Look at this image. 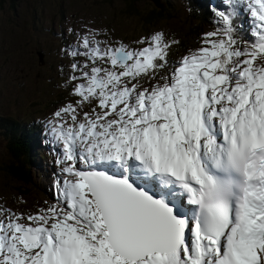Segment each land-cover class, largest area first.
Listing matches in <instances>:
<instances>
[{"label":"snow or ice","instance_id":"obj_1","mask_svg":"<svg viewBox=\"0 0 264 264\" xmlns=\"http://www.w3.org/2000/svg\"><path fill=\"white\" fill-rule=\"evenodd\" d=\"M224 3L176 62L159 31L140 49L89 31L62 50L77 99L45 126L57 200L0 205V264H264V0Z\"/></svg>","mask_w":264,"mask_h":264},{"label":"rangeland","instance_id":"obj_2","mask_svg":"<svg viewBox=\"0 0 264 264\" xmlns=\"http://www.w3.org/2000/svg\"><path fill=\"white\" fill-rule=\"evenodd\" d=\"M161 1H164L165 10L158 16L155 13L158 8L150 0H130V7L136 15L120 14V11L126 12L125 0H15L13 6L9 0H0V114H10L26 121L21 125L25 129H28V122L39 123L45 128L55 110L77 99L65 86L71 58L62 51L69 44L78 42L76 34L92 31L102 43L115 46L122 42L140 49L146 44L138 41L159 31L166 39L178 42L172 44L168 53V60L176 62L200 48L204 34L217 27L218 18L211 10L208 19L212 22L208 21L197 32L183 28V22L192 16L191 20L195 22L206 19L201 13L202 6L197 2L203 4L210 0ZM219 1L224 3V0ZM221 9L223 6L217 10ZM195 15L205 19H196ZM183 38L188 40L185 39L186 45L179 49ZM37 50L43 52L42 63L37 60ZM77 59L81 64L85 62L84 57ZM33 131L36 133L37 129ZM44 135L49 137L46 133ZM30 137L34 135L30 133ZM30 149L29 184L12 179L0 170V205L14 212H33L57 200L56 181L62 176L61 166L57 164L60 156L53 154L51 157L47 153V160L46 151L39 150L37 146ZM38 150L43 154L42 160L37 156ZM9 158L5 136L0 133V166ZM46 161L57 179H53L55 177L50 170L36 172L38 163Z\"/></svg>","mask_w":264,"mask_h":264},{"label":"trees","instance_id":"obj_3","mask_svg":"<svg viewBox=\"0 0 264 264\" xmlns=\"http://www.w3.org/2000/svg\"><path fill=\"white\" fill-rule=\"evenodd\" d=\"M14 1L15 0H9L11 6H13ZM125 2L126 12L120 11V14L136 15L137 13L135 11H132L130 7V0H125ZM159 2L162 1L159 0ZM164 10L165 6L158 7V9H155V13L160 16L163 14ZM191 19H193V16L191 17ZM191 19L187 18L183 22V28L189 30L192 33L197 32L202 25L209 23L208 18L205 19L204 16L203 19L205 20H203L202 22H195ZM237 34L240 37L245 36V34L248 35V33L244 29H239L237 31ZM185 39L188 40L187 38H183V42L179 43V49L186 45ZM192 41L196 43L195 40ZM23 122L26 121L19 119L13 115L0 114V133H3L5 136L6 149L10 156L9 160L7 162H3V164L0 166V170H2L7 176L11 177L12 179L18 180L23 184H29L28 177H31L30 170L28 171L29 162L31 161L29 159V156L30 148L32 146L30 133L34 132L33 129L35 127L28 122V129H25V127H21ZM38 129L44 131V128L40 124L38 125ZM25 132L27 133L25 134ZM27 135L28 138H26ZM40 154L41 153H39V156Z\"/></svg>","mask_w":264,"mask_h":264},{"label":"bare ground","instance_id":"obj_4","mask_svg":"<svg viewBox=\"0 0 264 264\" xmlns=\"http://www.w3.org/2000/svg\"><path fill=\"white\" fill-rule=\"evenodd\" d=\"M196 2H197V0H195ZM211 2H205V3H203V4H201V2L199 1V2H197L200 6H202V11H201V13L203 14V15H205V17L206 18H209V12L211 11V10H217L218 8H217V6H220V7H222L223 6V9H226L228 6H227V4H225V3H221L219 0H210ZM195 18L196 19H203V17L202 18H200V17H198V16H196L195 15ZM208 21L209 22H212V21H210L209 19H208ZM246 23H249V25L250 26H252V20H251V17H250V15H246L245 14V11H243V12H238L237 13V17L234 19V24H235V26H236V28H237V31L239 30V29H241V27L242 26H244V28H245V31L248 33V36H249V38L251 39V30H250V26H247V24ZM105 36H107V34L105 35ZM29 123H31L32 125H34V127L37 129V135L34 137V138H31V141L32 142H36V144L37 145H35V146H37L38 147V149L39 150H42V151H46V152H44L45 153V157H46V159L48 160V158H47V153L52 157V155L53 154H55V155H58V156H60V151H59V148H60V146L59 145H56V144H54L53 142H52V140L49 138V137H45V128H44V126H43V128H44V131L43 130H39L38 129V125H39V123H36V122H29ZM27 128H28V126H27ZM45 140H47L48 141V143H43V144H41L40 142H42V141H45ZM49 145V146H48ZM39 150L37 151V156H38V158H40L41 159V156L43 157V154L41 153L40 154V156H39ZM30 151H31V149H30ZM42 160V159H41ZM42 164H43V167H42ZM48 170H50V171H52V174H53V176H54V171H53V168L52 167H50V164L47 162V163H38V167H37V170H36V172H43V171H45V172H47ZM55 178H53V179H57V176H54Z\"/></svg>","mask_w":264,"mask_h":264},{"label":"water","instance_id":"obj_5","mask_svg":"<svg viewBox=\"0 0 264 264\" xmlns=\"http://www.w3.org/2000/svg\"><path fill=\"white\" fill-rule=\"evenodd\" d=\"M151 3L155 6V7H162L164 5L163 2H159V0H150ZM36 54H37V60L42 63L43 62V52L40 51V50H37L36 51Z\"/></svg>","mask_w":264,"mask_h":264}]
</instances>
